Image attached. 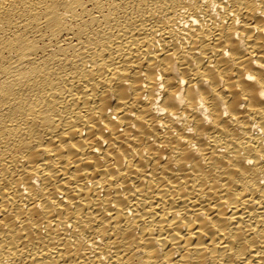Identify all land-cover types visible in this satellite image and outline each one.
Returning <instances> with one entry per match:
<instances>
[{"label": "bare ground", "instance_id": "1", "mask_svg": "<svg viewBox=\"0 0 264 264\" xmlns=\"http://www.w3.org/2000/svg\"><path fill=\"white\" fill-rule=\"evenodd\" d=\"M0 264H264V0H0Z\"/></svg>", "mask_w": 264, "mask_h": 264}]
</instances>
